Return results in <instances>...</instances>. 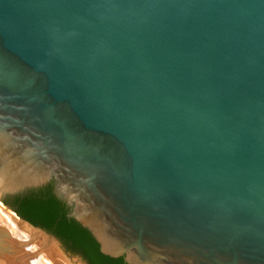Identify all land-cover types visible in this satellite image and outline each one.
Wrapping results in <instances>:
<instances>
[{"label":"water","instance_id":"1","mask_svg":"<svg viewBox=\"0 0 264 264\" xmlns=\"http://www.w3.org/2000/svg\"><path fill=\"white\" fill-rule=\"evenodd\" d=\"M52 184L125 264H264V0H0V202Z\"/></svg>","mask_w":264,"mask_h":264},{"label":"trees","instance_id":"2","mask_svg":"<svg viewBox=\"0 0 264 264\" xmlns=\"http://www.w3.org/2000/svg\"><path fill=\"white\" fill-rule=\"evenodd\" d=\"M9 199L7 204L21 217L71 245L89 264H125L122 258L113 259L103 255L92 235L68 217L69 209L56 197L52 184Z\"/></svg>","mask_w":264,"mask_h":264},{"label":"bare ground","instance_id":"3","mask_svg":"<svg viewBox=\"0 0 264 264\" xmlns=\"http://www.w3.org/2000/svg\"><path fill=\"white\" fill-rule=\"evenodd\" d=\"M59 249L0 202V264H68Z\"/></svg>","mask_w":264,"mask_h":264}]
</instances>
